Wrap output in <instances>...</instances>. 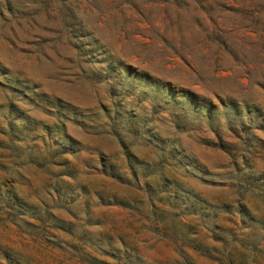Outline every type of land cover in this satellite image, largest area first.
Listing matches in <instances>:
<instances>
[{
	"label": "rangeland",
	"instance_id": "rangeland-1",
	"mask_svg": "<svg viewBox=\"0 0 264 264\" xmlns=\"http://www.w3.org/2000/svg\"><path fill=\"white\" fill-rule=\"evenodd\" d=\"M0 264H264V0H0Z\"/></svg>",
	"mask_w": 264,
	"mask_h": 264
}]
</instances>
